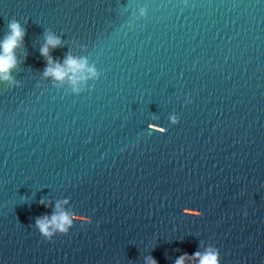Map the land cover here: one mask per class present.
I'll list each match as a JSON object with an SVG mask.
<instances>
[{
	"label": "water",
	"instance_id": "1",
	"mask_svg": "<svg viewBox=\"0 0 264 264\" xmlns=\"http://www.w3.org/2000/svg\"><path fill=\"white\" fill-rule=\"evenodd\" d=\"M10 22L0 264H264V0H0Z\"/></svg>",
	"mask_w": 264,
	"mask_h": 264
},
{
	"label": "clouds",
	"instance_id": "2",
	"mask_svg": "<svg viewBox=\"0 0 264 264\" xmlns=\"http://www.w3.org/2000/svg\"><path fill=\"white\" fill-rule=\"evenodd\" d=\"M10 33L5 37V39L0 42V78L7 79V74L9 70L15 65V56L13 53L14 48L17 47L18 42L22 39L24 33L20 28L19 24L16 22H10L8 25ZM59 40L48 36L46 38L45 44L40 49V54L47 58L49 65L53 64L52 58L49 56V46L55 48L58 46ZM64 64L67 65V69L75 71L76 69L83 68L84 62L77 61L76 59L68 56ZM91 71V69H89ZM45 75H52L56 79H62L65 76V68L60 64L55 66L46 67L44 70ZM41 204H44V201H40ZM47 205H45L46 207ZM51 223L62 233L67 232L65 225H70L71 221L68 216L65 214L53 215L51 218ZM36 225L40 229L41 234L45 239H50L51 233L49 232V223L47 217H38L36 219ZM195 255L200 256L199 253ZM183 256L178 258L175 264H183ZM146 264H156V261L151 257L146 258ZM201 264H218L216 254L214 253H205L201 256Z\"/></svg>",
	"mask_w": 264,
	"mask_h": 264
}]
</instances>
